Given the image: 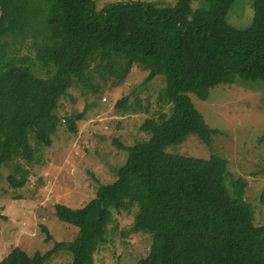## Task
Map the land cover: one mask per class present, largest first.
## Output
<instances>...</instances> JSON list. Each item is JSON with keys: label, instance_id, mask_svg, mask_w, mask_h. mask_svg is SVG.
I'll return each instance as SVG.
<instances>
[{"label": "trees", "instance_id": "16d2710c", "mask_svg": "<svg viewBox=\"0 0 264 264\" xmlns=\"http://www.w3.org/2000/svg\"><path fill=\"white\" fill-rule=\"evenodd\" d=\"M235 2L129 0L98 9L95 0H0V171L12 165V187L26 185L42 148L53 144L62 121L57 110L69 90L99 92L93 65L117 79L114 85L135 64L148 71L144 83L163 74L174 105L167 119L145 120L141 129L151 132L148 139L125 145L115 138L126 160L114 169L115 180L100 183L85 205L55 204L56 216L78 228L72 240L44 253L16 246L0 264H46L61 250L70 253V264H95L109 231L117 229L116 214L133 209L134 221L123 235L152 239L147 256L135 264H264V224L255 220L244 180L228 181V161L214 153L199 158L166 151L190 133L211 145L216 130L191 94L207 99L211 87L237 78L264 81V0L253 1L247 28L228 20ZM26 45L35 49L45 76L35 71L29 53H21ZM129 99L124 95L116 108L143 109L139 98L133 104ZM84 117L78 112L67 118L68 129L77 131Z\"/></svg>", "mask_w": 264, "mask_h": 264}, {"label": "rangeland", "instance_id": "374dc122", "mask_svg": "<svg viewBox=\"0 0 264 264\" xmlns=\"http://www.w3.org/2000/svg\"><path fill=\"white\" fill-rule=\"evenodd\" d=\"M129 0H95L98 9L110 2ZM146 1V0H144ZM150 1V0H147ZM174 2V0H151ZM199 0L193 5L197 6ZM254 0H236L228 20L238 28H247L254 17ZM194 6V7H195ZM30 47V48H29ZM24 46L21 53L35 59L34 69L46 75V67L36 59V51ZM105 71V75H102ZM94 83H102L99 92L77 86L60 101L57 113L62 121L53 135V144L44 147L40 162L33 163L31 174L24 187L14 188L8 181L13 167L6 164L0 171V260L19 246L29 254L46 252L56 242L72 240L78 228L61 221L55 213V204L64 203L82 207L97 192L100 183L115 180L114 169L123 165L127 152L117 145L115 138L125 145L148 139L150 131L141 129L148 118L158 122L167 119L174 105L167 98L166 77L157 75L144 83L148 71L137 64L118 85L104 68L93 65ZM129 95L133 104L136 98L143 109L123 112L116 104ZM195 106L202 112L207 124L214 130L211 145L204 143L196 133H190L180 143L169 145V153L190 157L209 158L213 153L226 159L227 178L244 180L245 198L255 207V220L264 224V81L237 78L232 84L211 87L207 99L191 94ZM84 112L77 120V131L68 129L67 118ZM19 177V175H18ZM132 212L116 214L115 231H109V242L99 248L95 264H135L147 256L152 245L149 234L123 235L134 221ZM46 227L52 235L47 240ZM71 255L61 250L46 264H70Z\"/></svg>", "mask_w": 264, "mask_h": 264}]
</instances>
